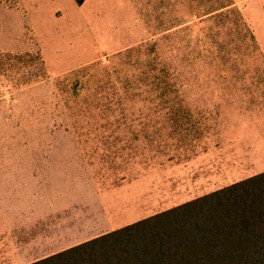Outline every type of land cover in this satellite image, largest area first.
Wrapping results in <instances>:
<instances>
[{
  "label": "rangeland",
  "instance_id": "374dc122",
  "mask_svg": "<svg viewBox=\"0 0 264 264\" xmlns=\"http://www.w3.org/2000/svg\"><path fill=\"white\" fill-rule=\"evenodd\" d=\"M263 171L264 0H0V264Z\"/></svg>",
  "mask_w": 264,
  "mask_h": 264
},
{
  "label": "trees",
  "instance_id": "16d2710c",
  "mask_svg": "<svg viewBox=\"0 0 264 264\" xmlns=\"http://www.w3.org/2000/svg\"><path fill=\"white\" fill-rule=\"evenodd\" d=\"M28 264H264V171Z\"/></svg>",
  "mask_w": 264,
  "mask_h": 264
}]
</instances>
